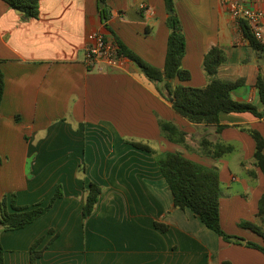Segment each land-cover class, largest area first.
Here are the masks:
<instances>
[{
  "label": "crops",
  "instance_id": "crops-1",
  "mask_svg": "<svg viewBox=\"0 0 264 264\" xmlns=\"http://www.w3.org/2000/svg\"><path fill=\"white\" fill-rule=\"evenodd\" d=\"M99 0H40L38 18L0 0V70L5 91L0 108V203L16 196L20 206H46L62 185L64 196L50 211L22 230L3 231L5 264H31V247L44 238L37 264H264V238L242 226L257 217L264 194V174L254 165L256 143L242 127L264 137V119L251 113H222L226 125H195L178 115L157 85L128 59L122 68L89 71L85 47L92 32L116 37L150 65L162 69L171 33L165 0H106L109 27ZM264 11V0H244ZM186 36L184 84L209 82L203 66L213 46L227 54L218 77L244 78L233 92L239 102L262 109L256 86L264 76V53L253 50L239 24L220 0H174ZM174 15V14H173ZM264 36V21L262 25ZM178 80L174 85L179 84ZM160 120L199 142L232 144L231 154L215 160L168 141ZM149 145L158 153L182 152L187 158L219 169L228 189L220 200L223 229L246 240L228 243L190 209L174 207L170 187L155 155L132 145ZM86 164L84 173L81 165ZM235 165V166H234ZM241 169L234 171V167ZM103 188L93 214L83 221L86 189ZM155 222L168 225L162 232ZM53 230V232H50ZM53 242L48 245L52 240Z\"/></svg>",
  "mask_w": 264,
  "mask_h": 264
},
{
  "label": "trees",
  "instance_id": "trees-1",
  "mask_svg": "<svg viewBox=\"0 0 264 264\" xmlns=\"http://www.w3.org/2000/svg\"><path fill=\"white\" fill-rule=\"evenodd\" d=\"M10 7L23 13L26 18H38L40 14V0H4ZM168 12L173 11L174 15L167 20L170 28L168 38L167 54L165 64L162 69L154 67L144 61L141 57L126 47L118 37L115 44L119 47L120 55L132 61L140 71L157 85L158 92L165 100L171 103L173 110L195 125L214 126L217 133L226 128L220 122L222 113H251L259 119H264V76L260 73L256 86L260 92L262 109L252 103L239 102L233 98V92L244 86V78L236 80L223 79L218 77L220 66L227 60L226 52L219 46H213L205 55L203 66L209 78L205 86L194 87L184 84L191 79V72L183 67L182 61L186 55V36L182 22L175 11L174 0H165ZM98 6L102 18L106 21L105 26L109 27L110 7L106 0H99ZM239 27L244 37L249 41L250 47L259 55L264 53V42L259 40L252 31L247 21H240ZM180 83L174 85V81ZM5 91V78L0 70V108ZM160 129L164 137L177 145L200 153L203 156L211 157L215 160L225 157L234 151L232 144L213 142L203 139L199 142V148L190 147L187 142V133L173 122L160 120ZM255 141L254 165L261 169L264 174V137L255 129L242 127ZM135 147L153 153L156 162L166 179L173 196L174 207L181 210L190 209L208 228L213 230L224 241L237 243L240 237L227 233L221 224L220 200L223 197L222 181L219 169L210 167L202 163L195 162L187 158L182 152L158 153L147 144L132 142ZM80 173L86 170V164L80 167ZM86 199L82 211L83 221L90 217L100 199L103 188L95 183H91L86 189ZM64 196L63 187L59 185L55 195L48 205L42 204L20 206L16 196L13 195L9 201L4 197L0 203V264H5L4 247L1 241L3 231L22 230L39 218L47 214L54 206L55 202ZM258 219L262 226L246 221L242 226L252 230L264 238V194L259 201ZM156 228L165 232L168 225L155 222ZM53 232V230H50ZM44 238L38 239L31 247V264H37V260L43 255V250H38ZM54 238L48 243L51 244ZM247 246L258 249L264 253V247L247 242Z\"/></svg>",
  "mask_w": 264,
  "mask_h": 264
},
{
  "label": "built area",
  "instance_id": "built-area-1",
  "mask_svg": "<svg viewBox=\"0 0 264 264\" xmlns=\"http://www.w3.org/2000/svg\"><path fill=\"white\" fill-rule=\"evenodd\" d=\"M229 14L239 24L247 21L255 36L264 42L262 25L264 11L249 7L244 0H220ZM128 58L120 55L119 47L100 32H92L88 36L85 47L84 64L89 71L103 72L110 69L122 68Z\"/></svg>",
  "mask_w": 264,
  "mask_h": 264
},
{
  "label": "rangeland",
  "instance_id": "rangeland-1",
  "mask_svg": "<svg viewBox=\"0 0 264 264\" xmlns=\"http://www.w3.org/2000/svg\"><path fill=\"white\" fill-rule=\"evenodd\" d=\"M239 169H241L240 166L239 167H236V168L234 167L233 170L236 171V170H239ZM236 172H238V171H236ZM222 188H223V193H226V192H228V193H235L236 191H238V190L240 191L241 189H243L242 184L241 183L238 184L236 182H234L231 185L230 189H228L225 184L222 185ZM244 222H246V221H244Z\"/></svg>",
  "mask_w": 264,
  "mask_h": 264
},
{
  "label": "water",
  "instance_id": "water-1",
  "mask_svg": "<svg viewBox=\"0 0 264 264\" xmlns=\"http://www.w3.org/2000/svg\"><path fill=\"white\" fill-rule=\"evenodd\" d=\"M170 14H171V15H173V14H174V12H173V11H171V12H170ZM238 241H239V243H242V244H245V243H246V240H245V239H242V238H239V240H238Z\"/></svg>",
  "mask_w": 264,
  "mask_h": 264
}]
</instances>
